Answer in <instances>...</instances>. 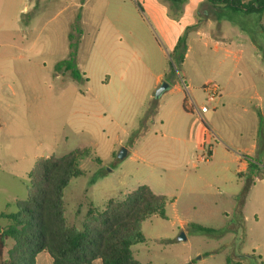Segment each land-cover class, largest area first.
Wrapping results in <instances>:
<instances>
[{"label":"rangeland","instance_id":"rangeland-1","mask_svg":"<svg viewBox=\"0 0 264 264\" xmlns=\"http://www.w3.org/2000/svg\"><path fill=\"white\" fill-rule=\"evenodd\" d=\"M187 1L175 6L168 0H0V212H15L25 199L36 158L83 150L82 175L63 191L67 226L82 228L91 207L102 210L109 199L121 200L146 185L165 196V219L153 215L142 222L144 241L131 247L138 263L264 264V34L259 29L264 11L260 16L229 12L231 22L205 7L195 13ZM208 19L214 22L210 28ZM209 30L214 39L230 42L227 58L222 44L196 35ZM181 36L185 51L178 62L164 39ZM69 43L77 44L79 82L65 69H54ZM119 59L130 80L103 86L105 60L114 69ZM160 60L167 80L186 81V102L194 99L186 87L190 82L220 88L215 109L200 119L212 131L204 133L202 145L199 140L186 148L182 169L173 165L185 145L166 123L176 98L155 97L149 78L133 73L155 72ZM202 98L194 100L203 103ZM153 105H160V114ZM179 111L185 132L194 134L196 113L189 107ZM137 131L142 134L136 138ZM121 149L126 155L118 159ZM243 162L251 163L247 171ZM8 223L0 217V228ZM191 224L212 232L192 230ZM12 246L8 240L4 255ZM36 264L52 263L43 252Z\"/></svg>","mask_w":264,"mask_h":264},{"label":"trees","instance_id":"trees-1","mask_svg":"<svg viewBox=\"0 0 264 264\" xmlns=\"http://www.w3.org/2000/svg\"><path fill=\"white\" fill-rule=\"evenodd\" d=\"M177 6L185 0H168ZM215 8L217 19L233 22L229 12L260 16L264 11V0H205ZM79 20L77 15L76 22ZM74 29L80 31L77 24ZM264 34V28L259 27ZM71 35H68V39ZM184 37H179L174 47L178 62L185 51ZM76 43H69L66 59L57 62L55 70L69 72L71 79L82 81L75 64ZM152 109L156 110V105ZM142 132L136 133L137 138ZM134 137V138H135ZM83 150L66 155L51 153L36 158L28 172L29 186L26 197L13 213H0L9 221L0 228V264H36L41 252L50 257L52 264H140L132 256L131 247L142 243L141 224L153 215L165 219L166 198L140 185L121 200L109 199L104 209L91 207L82 228L69 227L63 211V191L69 182L82 175L79 159ZM251 163H248L250 166ZM252 181L245 184L247 188ZM191 229L209 233L211 229L191 224ZM13 246L6 255L7 241Z\"/></svg>","mask_w":264,"mask_h":264},{"label":"crops","instance_id":"crops-1","mask_svg":"<svg viewBox=\"0 0 264 264\" xmlns=\"http://www.w3.org/2000/svg\"><path fill=\"white\" fill-rule=\"evenodd\" d=\"M187 3H188V5H192L194 3L195 13L197 11H199V9L201 7H205L206 10L208 8L209 11H212L215 14V11H216L215 8L212 7L211 5H209L205 0H188ZM206 10L204 11V14H205ZM74 17H75V15H73L71 17V20L68 22V25H69L68 26L69 29L67 32V41L68 42H69L68 34H69L70 27L74 21ZM206 21L208 23L207 26L209 28L214 23L213 20H211V19H208ZM216 22H218V21H216ZM199 34H201V36L203 38H206V40H208L210 42L216 41L215 43L217 44V46H219V44H222V46L224 48L223 50L227 54V55L225 54V56H224L225 58H227V56L232 53V50H230V48H231L230 42L227 41V39H214L216 36L212 35L210 30H209V33L206 32V34L201 33L200 31H196V35H199ZM222 34H223L222 31H220V36H222ZM164 40L170 49H174L178 39L177 40L176 39H164ZM95 41H96V39H95ZM217 46L215 48L216 50L218 49ZM158 50L161 51V53L163 54L164 51L162 49L158 48ZM143 51H146V50L144 49ZM68 52H69V46H68V50H67L66 55L61 60L66 58ZM120 57L122 59V54L120 55ZM121 59H119L118 63L116 62V67L114 69H111L107 65V61L105 60V64H106L107 68H106V71H103V72L106 73L107 75L100 76V77H102L103 80H101V78L99 79L100 83L103 86H108L109 84L115 83V82H117L116 84H119V85H123V86L125 84L127 85L128 80H130V77H129L130 75L128 72L127 64L126 63L123 64ZM61 60H59V61H61ZM76 60H77V58L75 59V62H76ZM237 60L238 59L236 58V61ZM235 65H237V63ZM231 71L232 70H230V72L227 74V78H226L227 81H229L231 78V75H230V73H232ZM133 73L138 75V76L135 75L136 78H138V79H141V78L142 79L143 78L148 79L149 78V83H148V81H146V82H147V85L150 86L149 91H151V92L154 91L156 88H158L162 82H166L169 85L168 88L161 93V96L164 94H168V99L175 97L176 102H175V107L173 110L174 114H173V116L171 114L169 116L167 115L166 123L171 126L172 132L175 131L177 133L176 136H174V138L181 141V144L183 145V147L185 145L183 153H182V151H178V153L175 154V165H173V166H174V169H182L184 167L186 168V162H187L186 148L190 144H193L194 142H197L199 140H200V144L202 145L204 133H206L207 129H210V128H208V126L204 127V125L201 124V121L198 118V116H195V118L197 120L196 121L197 122V131L194 134L190 133V135L189 134L187 135V133L185 132L187 129V125L186 126L184 125L185 121L183 120V117L179 116V112H180L179 109L184 108L183 107L184 106V91H183V87H182V85H183L182 82L185 80H183V79H180L179 81H175L174 79L167 80L166 75L168 73V70L166 67L163 66L162 60L157 62V67H156L155 72H149V70H144L141 72L133 71ZM185 83H186V81H185ZM203 84H201V86H199V87L196 84H191V82L186 85V87H188V89L191 90L194 99L198 102H201L202 101L201 97H202V95L204 96V93L201 90V87L203 86ZM120 90H122V88ZM148 98H149V102L154 99L152 96H149ZM202 99H204V98H202ZM0 110H1V108H0ZM155 113L160 114V105L156 108ZM164 122L161 121V124L163 125ZM0 126H1V116H0ZM210 131H212V130L210 129ZM253 148L255 149L256 146L253 145ZM207 153H208V156L211 157L212 151L208 150ZM181 157H182V160H181ZM200 160H201V158H200ZM242 169L247 171V169H248V163L247 162L242 163ZM3 212L4 211H1L0 213H3ZM4 213H8V212H4ZM41 253H43V252H41ZM40 254H38V256L36 258V262H37ZM51 263H52V261H51Z\"/></svg>","mask_w":264,"mask_h":264},{"label":"built area","instance_id":"built-area-1","mask_svg":"<svg viewBox=\"0 0 264 264\" xmlns=\"http://www.w3.org/2000/svg\"><path fill=\"white\" fill-rule=\"evenodd\" d=\"M202 90L204 93L203 103H197L193 98H189L187 102L186 100H184V108L189 107V109L192 112H195L198 118L201 120L204 114L207 113L210 109H215L216 103L220 97V88L214 82L205 83L202 86Z\"/></svg>","mask_w":264,"mask_h":264},{"label":"water","instance_id":"water-1","mask_svg":"<svg viewBox=\"0 0 264 264\" xmlns=\"http://www.w3.org/2000/svg\"><path fill=\"white\" fill-rule=\"evenodd\" d=\"M168 84L166 82H162L161 85L157 88L155 97H158L164 90L168 88ZM126 155L125 149H121L120 152L117 155L118 159H122ZM179 240L184 239L182 235L178 237Z\"/></svg>","mask_w":264,"mask_h":264}]
</instances>
